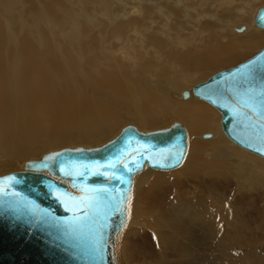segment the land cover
Returning <instances> with one entry per match:
<instances>
[{
    "label": "bare ground",
    "instance_id": "obj_1",
    "mask_svg": "<svg viewBox=\"0 0 264 264\" xmlns=\"http://www.w3.org/2000/svg\"><path fill=\"white\" fill-rule=\"evenodd\" d=\"M199 1L193 10L181 0L174 4L173 16L183 13L184 25L193 27L192 30L182 28L174 37L157 32L153 25L146 27L144 24L152 19V15L150 12L142 14L140 7H128L129 10L125 8L114 14L112 4H107L105 10L110 28L117 24L123 27L132 21L125 30L115 29V36H111L112 30H108L107 34L101 32L99 36L77 41L74 35L66 34L62 42L58 37L57 43H53L42 33L38 37L25 38L17 56L15 49L5 44L0 52V176L28 171L30 160H38L64 148H99L115 139L128 125L148 133L171 128L175 123L182 124L188 133L184 161L174 169L146 165L135 174V191L138 184L156 174L153 170H205V163L209 161H199L197 155L201 153L218 159L220 164L224 161L232 163V172L240 175L247 176L249 169H258V166L264 168V156L231 139L220 119L217 121L218 114L213 110L204 111L193 92L195 86L213 74L235 66L264 47V30L259 29L261 27L255 21L259 9L264 6H257L259 3L253 0ZM221 7H226L227 19L212 16ZM167 11L161 8L159 13ZM100 13L93 15L91 22L97 21L98 25L105 27L103 21L96 19ZM188 18L194 22L187 21ZM208 18L216 23L213 27L206 21ZM143 22V25L139 24ZM132 27V32H128ZM140 27L144 28L143 32L138 31ZM165 28L171 32L167 25ZM166 36L170 39L168 42L164 39ZM31 39L36 40L35 43ZM186 89L191 92L189 98L182 96ZM125 103L134 110L135 117L122 114ZM205 141L209 144L208 150L199 145V142L206 144ZM247 152L256 157L247 155ZM212 164L210 168H213ZM134 194L133 191V201ZM185 201L172 204L177 212L188 213L193 222L205 225L209 217H214L213 209L203 202ZM136 205L137 200L134 205L132 203L126 227L128 232L136 230L135 223L140 214ZM125 231L120 249L124 264L127 263L122 253ZM210 234L214 236L216 233L212 231ZM173 236L167 230L163 232L164 247L174 240Z\"/></svg>",
    "mask_w": 264,
    "mask_h": 264
},
{
    "label": "rangeland",
    "instance_id": "obj_2",
    "mask_svg": "<svg viewBox=\"0 0 264 264\" xmlns=\"http://www.w3.org/2000/svg\"><path fill=\"white\" fill-rule=\"evenodd\" d=\"M181 1L190 10H193L200 2L199 0ZM263 1L253 0L254 3H259L257 4L259 7L264 6ZM176 2L177 0H103V3L102 0H0V23L2 24L0 52L3 46L8 44L15 49L14 54L17 56L19 54L17 50H20L25 38L33 35L38 37L42 33L46 34L50 41L57 43V38L59 37V42H62L66 34L74 35L77 41L93 35L99 36L101 32L107 34L108 30H112L111 36H115V29L125 30L132 25L131 21L123 27L117 24L110 28L105 10L107 4H112L111 10L114 14L125 8L129 10L140 7L142 14L150 12L152 15L150 21L145 24L139 23L140 25L144 24L146 27L153 25L157 32L168 33V36L174 37L181 33L182 28L193 29L192 26L184 25L186 21L183 13V15L173 16L172 9ZM160 7L164 11L167 9V13L160 14ZM99 11L101 13L96 19L103 21L105 27L98 25L97 21L91 22L93 15ZM10 15L12 18L9 17ZM166 16L168 19L165 18ZM212 16L219 19L229 17L226 7H221ZM193 17H195L194 14ZM187 21L194 22L190 18ZM206 21L211 27L216 24L212 18ZM166 25L171 32L166 30ZM82 28L85 29L82 30ZM132 30L133 27L127 31L132 32ZM143 30V27L138 28L139 32ZM168 36L164 38L167 42L170 40ZM30 41L35 43L36 40ZM99 47H102V44ZM241 61L243 60L236 64ZM195 100L204 111L213 110L216 115L218 114L217 121H221L222 115L214 106L198 98ZM176 102L181 103L177 100ZM124 105L122 114L132 116L131 118L135 117L131 106L127 103ZM218 126L221 127V123H218ZM223 136L226 141H229L224 133ZM205 143L199 142V145L205 148L204 150L210 149L209 144L206 141ZM237 149L243 151L241 148ZM246 154L256 157L252 153ZM197 156L201 162L209 161L205 163L208 164L204 166L205 170L182 169L175 172L153 170L156 174L148 181L138 184L136 191L134 189L133 205L137 200L139 207L136 206L140 214L136 220L138 225L135 223L136 230L128 232L129 229L126 228L127 231L124 234L122 253L126 264H264V172L258 171H263L264 168L258 166V169H249L250 173L248 172L249 174L245 176L232 172V163L228 161L222 162V165L218 159L211 156L202 153ZM211 164L213 168H210ZM179 199L183 202L186 200L185 203L191 200H196L197 203L203 202L202 204L213 209L214 217H209L205 225L193 222L190 216H187L188 213L181 210L177 212L173 204L182 202ZM173 218L174 221H172ZM166 230L174 235L172 238L174 240L164 247L161 235ZM212 231L216 233L215 237L211 236ZM187 233H190L189 236Z\"/></svg>",
    "mask_w": 264,
    "mask_h": 264
},
{
    "label": "water",
    "instance_id": "obj_3",
    "mask_svg": "<svg viewBox=\"0 0 264 264\" xmlns=\"http://www.w3.org/2000/svg\"><path fill=\"white\" fill-rule=\"evenodd\" d=\"M261 16H264V7L259 9L255 19L257 26L264 28ZM245 74H250L246 81L241 79ZM262 90L264 47L246 60L218 71L193 88L197 98L210 103L221 112L223 129L231 139L242 147L264 156V152L258 151L264 148V139H261L264 137V123L248 112L245 103L249 94L255 96V110L257 113L261 112L259 99ZM214 92L217 95H211ZM190 95L189 89L184 90L182 94L184 98H189ZM240 112L246 115H238ZM129 137L131 142L125 144ZM149 142L151 147L148 146ZM187 149L188 133L180 123H175L171 128L148 133L139 131L134 125H128L115 139L99 148H64L38 160H30L28 171L10 172L0 176V264H97L90 249L93 237L96 241L101 240L99 227L85 225L83 229L69 232L68 225L63 221H71L73 213L66 211L53 197L48 187L49 182L77 201L81 197L96 196V201L88 212L95 211L97 220L107 225L102 233L104 259L99 264H124L120 249L123 233L131 217L135 174L141 172L146 165L150 168L174 169L184 161ZM170 151L183 153L180 162L169 167L157 166L158 162L168 163L160 153L167 155ZM55 153H62L57 159L69 163L82 165L99 162L100 167H92L86 178L64 176L55 168L42 164L45 157ZM118 155L119 160L115 158ZM110 156L113 157L110 163L116 165V174L123 175V184L110 179L114 169L105 167ZM120 160L133 170L125 171ZM137 163L140 164L139 167L136 166ZM98 171L107 172L108 175L92 174ZM88 189L108 191L97 195ZM12 192L21 195L12 196ZM113 199L119 201L124 209L122 213L112 210ZM17 201L20 202L18 206H9ZM30 208H35L41 216L47 214L62 222L46 224L37 220L36 214ZM105 215L109 218L105 219Z\"/></svg>",
    "mask_w": 264,
    "mask_h": 264
},
{
    "label": "snow or ice",
    "instance_id": "obj_4",
    "mask_svg": "<svg viewBox=\"0 0 264 264\" xmlns=\"http://www.w3.org/2000/svg\"><path fill=\"white\" fill-rule=\"evenodd\" d=\"M261 21L264 22V16L260 17ZM250 74H245L244 76L241 77L242 80H247L249 78ZM211 95H217V93H212ZM246 106L248 108V112L252 113L253 116H256L257 119L261 120L262 123H264V90H262L261 92V97L259 99V105L262 108V111L257 113L256 106H257V99L255 96L249 94L248 95V99L245 102ZM238 115H246L243 112L237 113ZM261 139H264V137H262ZM131 142V137L127 138L125 141V144L130 143ZM139 143V142H137ZM149 147H151V144L149 142ZM147 149H145L146 151ZM258 151L260 152H264V148L258 149ZM120 155H122V152L120 153ZM160 155L162 156V158L167 161L168 163H157V166L159 167H169V166H174L176 164H178L183 156L182 152H173L170 151L167 155H164L163 153H160ZM62 156V153H55L51 156L45 157L44 160L42 161V164L45 167L48 168H55L57 172L62 173L64 176H73V177H84L86 178L87 175L90 173V170L92 167H96L99 168L100 164L99 162H96L95 164H78L75 162L69 163L68 161H65L63 159H57V157ZM141 156H144V153H141ZM116 159L119 160V155L115 157ZM147 158V157H146ZM113 159V157H108L107 158V163L105 164V167H110L113 168L114 171L110 177V179L112 180H116L119 181L121 184H123L124 178L123 175H117L115 168L116 165H113L110 163V161ZM120 163L123 164V161L120 160ZM137 167L140 166L139 163L136 164ZM124 170L127 172H131L133 169L127 165V164H123ZM83 169V170H81ZM95 175H99V174H103L105 176L108 175L107 172L104 173H100L95 172L92 173ZM128 183H130V181H128ZM48 187L51 191V194L53 195V197L55 199H57L64 207L65 210L68 212H72L73 213V219L71 221H63V223H66L68 225V231L69 232H75L77 229H83V227L85 225H92V226H98L100 231H101V240L100 241H96L95 238L93 237V243H92V247L90 249V253L93 259H95L97 261V264H99V262L103 261L104 259V248H103V240H102V233L104 228L107 226L103 223H101L99 220H97V213L95 211L89 213L88 209L93 207V203L96 201V196H87V197H81L78 201L76 199H74L70 194L60 191L56 185L52 184L51 182H49ZM88 191L91 192H95L97 195L100 192H107V189H88ZM12 196H20V193H16V192H12L11 193ZM25 199V198H22ZM19 201L14 202L12 204H10V207H16L19 205ZM113 204V208L112 210L115 212H120L122 213L124 211V209L121 208V205L119 203V201L113 199L112 201ZM29 206H30V202H29ZM30 210L32 212H34L36 214V219L37 220H42L44 223H61L62 221L58 220L56 217H50L47 214L44 216H41L39 212H37V210L35 208H30ZM108 215H105V219H108ZM91 231V229H90Z\"/></svg>",
    "mask_w": 264,
    "mask_h": 264
}]
</instances>
